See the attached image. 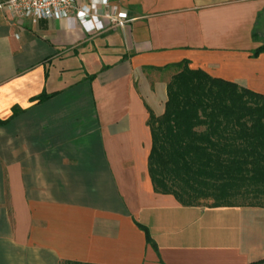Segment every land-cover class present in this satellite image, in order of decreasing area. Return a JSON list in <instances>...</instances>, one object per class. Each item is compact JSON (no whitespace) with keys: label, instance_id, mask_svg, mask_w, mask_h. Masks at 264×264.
I'll list each match as a JSON object with an SVG mask.
<instances>
[{"label":"crops","instance_id":"0c3cea01","mask_svg":"<svg viewBox=\"0 0 264 264\" xmlns=\"http://www.w3.org/2000/svg\"><path fill=\"white\" fill-rule=\"evenodd\" d=\"M98 0L80 22L0 8V264H247L264 207L183 205L147 173L165 65L264 95V0ZM52 95L33 100L40 93ZM145 226L154 243H146Z\"/></svg>","mask_w":264,"mask_h":264},{"label":"trees","instance_id":"16d2710c","mask_svg":"<svg viewBox=\"0 0 264 264\" xmlns=\"http://www.w3.org/2000/svg\"><path fill=\"white\" fill-rule=\"evenodd\" d=\"M264 52V42L251 56ZM176 68L166 82L163 111L148 112L150 149L147 173L156 193L171 194L183 205L211 198L209 206H231L236 195L264 197V95L201 69L186 60L165 65ZM52 93L32 98L43 101ZM0 120L5 123L15 115ZM261 206L263 203L246 204ZM146 243L154 247L147 228ZM61 264H89L62 261ZM247 264H264V258Z\"/></svg>","mask_w":264,"mask_h":264},{"label":"built area","instance_id":"2783aa9c","mask_svg":"<svg viewBox=\"0 0 264 264\" xmlns=\"http://www.w3.org/2000/svg\"><path fill=\"white\" fill-rule=\"evenodd\" d=\"M91 0H0V8L8 10L17 21L29 20L35 23L40 19H62L73 15L82 22L90 17ZM103 16L111 25L121 27L123 19L118 15V6L110 0H98Z\"/></svg>","mask_w":264,"mask_h":264},{"label":"rangeland","instance_id":"374dc122","mask_svg":"<svg viewBox=\"0 0 264 264\" xmlns=\"http://www.w3.org/2000/svg\"><path fill=\"white\" fill-rule=\"evenodd\" d=\"M259 29H261V21H259L257 23L255 30L258 32L259 37L264 39V31H261ZM176 70H177L176 68L165 69L164 71H161L162 76L164 77V79L166 81H168L171 74H173ZM195 201H196V203H198L200 205H204V206H209L212 203L211 198H201V199H197ZM257 202L263 203L264 197L259 199V197L256 198V197L251 196V195H243L242 194V195H236V196L229 198V203L234 204V205H246V204H252V203H257Z\"/></svg>","mask_w":264,"mask_h":264}]
</instances>
